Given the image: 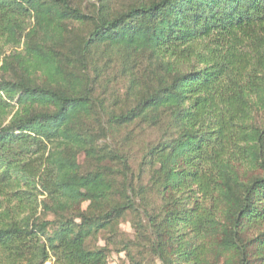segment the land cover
<instances>
[{
	"label": "trees",
	"instance_id": "trees-1",
	"mask_svg": "<svg viewBox=\"0 0 264 264\" xmlns=\"http://www.w3.org/2000/svg\"><path fill=\"white\" fill-rule=\"evenodd\" d=\"M258 111L264 0H0V264H108L129 213L163 264H264Z\"/></svg>",
	"mask_w": 264,
	"mask_h": 264
},
{
	"label": "rangeland",
	"instance_id": "rangeland-1",
	"mask_svg": "<svg viewBox=\"0 0 264 264\" xmlns=\"http://www.w3.org/2000/svg\"><path fill=\"white\" fill-rule=\"evenodd\" d=\"M78 2L88 4L92 2V0H78ZM258 112H260V114L255 112L253 114V118L255 117L253 122L254 124H259L263 121L262 117L264 115V111ZM135 126H137V124H135ZM129 131H131L133 135H136L138 139L134 142V146L132 148V142L129 140L126 147L127 150L124 151L122 143L129 135ZM162 135L163 134L160 130H150L145 129L143 126H137L134 128H126L124 130L122 129L112 132L110 135V143L114 149L118 151L122 149V152L130 153V157H135V160L133 161V169L136 171L145 148L156 142ZM122 139L123 141L120 142ZM80 163L87 166V161L84 157H80ZM154 202L157 203V199H154ZM87 207L88 204L84 206V208ZM212 209L214 211V208ZM217 216H215V219L220 222L221 220L219 217L217 218ZM50 219H52V217H50ZM141 223L142 221L137 215L129 213L121 220L119 228L114 234L109 232L103 233L97 239L92 240V244H97L100 247H108V264H163L160 258L150 253L148 241L138 236L137 231L141 229ZM148 238L149 237H146V239ZM127 244H131V249L129 248L127 251H122ZM128 252L131 253V259L127 255ZM47 264H52V262H48Z\"/></svg>",
	"mask_w": 264,
	"mask_h": 264
}]
</instances>
